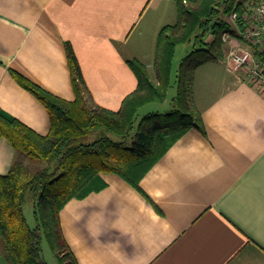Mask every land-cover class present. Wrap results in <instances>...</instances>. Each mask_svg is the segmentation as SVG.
<instances>
[{
  "label": "crops",
  "instance_id": "0c3cea01",
  "mask_svg": "<svg viewBox=\"0 0 264 264\" xmlns=\"http://www.w3.org/2000/svg\"><path fill=\"white\" fill-rule=\"evenodd\" d=\"M171 8V0H0V108L46 134V107L11 72L73 100L68 42L92 101L119 109L138 84L127 60L141 58L138 44L156 38ZM200 67L193 97L202 129L174 141L138 187L102 174L101 190L60 210L78 264H264V96L228 67L223 87L201 94ZM14 158L1 138L0 174ZM0 264H8L1 246Z\"/></svg>",
  "mask_w": 264,
  "mask_h": 264
},
{
  "label": "trees",
  "instance_id": "16d2710c",
  "mask_svg": "<svg viewBox=\"0 0 264 264\" xmlns=\"http://www.w3.org/2000/svg\"><path fill=\"white\" fill-rule=\"evenodd\" d=\"M175 1V22L163 25L157 35L153 71L138 58L127 60L138 84L117 110L92 101L68 42L65 47L73 100L11 72L46 107L49 130L40 134L0 108V139H6L15 152L7 173L0 174V246L8 264H46L43 239L58 264H78L60 225L62 207L72 198L101 190L105 186L102 174L115 173L138 187L174 141L191 127L202 129L193 97L194 73L205 60L224 57L222 36L232 29L223 16H228L236 0ZM180 44L193 47L177 69L171 107L165 112L146 113L138 121L140 108L166 99ZM28 196L35 207L34 227L23 212Z\"/></svg>",
  "mask_w": 264,
  "mask_h": 264
},
{
  "label": "built area",
  "instance_id": "2783aa9c",
  "mask_svg": "<svg viewBox=\"0 0 264 264\" xmlns=\"http://www.w3.org/2000/svg\"><path fill=\"white\" fill-rule=\"evenodd\" d=\"M227 18L232 31L222 36L224 63L264 96V0H236Z\"/></svg>",
  "mask_w": 264,
  "mask_h": 264
},
{
  "label": "rangeland",
  "instance_id": "374dc122",
  "mask_svg": "<svg viewBox=\"0 0 264 264\" xmlns=\"http://www.w3.org/2000/svg\"><path fill=\"white\" fill-rule=\"evenodd\" d=\"M171 6H172L171 16L163 19L162 26L168 23H174L176 20L177 10H176L175 0H171ZM223 18L228 19L227 16H223ZM159 30L157 31V35ZM147 35L149 37V34ZM148 37L142 43L138 44V51L140 52L141 55L140 58L141 61H143L148 66V70L153 71L157 36L155 39L153 38V40H150ZM223 46L226 53L228 45L224 43ZM192 47H193L192 44H180L177 46L173 59L171 85L168 89L166 99L163 102L148 103L142 108H140L138 111V115L136 117L138 121L146 113L152 111L165 112L171 107L172 97L176 93L175 81H176L177 69L183 57L192 49ZM226 68L227 65L224 63V57L209 58L204 61V63L201 65L200 69L198 70L199 81L198 82L196 81V88L199 89V91L200 90L202 91L201 94L205 93L208 94V96H210V94L215 93L217 86L221 88L223 87L225 82L223 78L229 74L226 71ZM210 72H214L215 74L213 76L214 78L213 83H211L209 79L211 78V75L209 74ZM34 211H35L34 202L31 199V197L28 196L23 205V212L27 219V222L32 227L36 226L37 223ZM41 247H42V256L46 264H58L53 250L51 249L50 245L45 239L42 240Z\"/></svg>",
  "mask_w": 264,
  "mask_h": 264
}]
</instances>
